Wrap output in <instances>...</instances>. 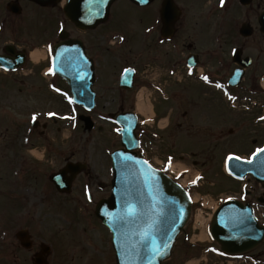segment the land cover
Returning a JSON list of instances; mask_svg holds the SVG:
<instances>
[{
  "label": "flooded vegetation",
  "instance_id": "flooded-vegetation-1",
  "mask_svg": "<svg viewBox=\"0 0 264 264\" xmlns=\"http://www.w3.org/2000/svg\"><path fill=\"white\" fill-rule=\"evenodd\" d=\"M55 12L53 2L0 0V264H70L64 248L74 227L83 217L94 220L97 203L111 195L110 145L70 142L72 84L93 89L96 108H81L92 126L140 115L136 94L151 89L156 117H168L160 146L177 153L182 145L171 143L172 130L181 133L194 106L184 88L193 94L200 84L225 85L214 79L216 65L227 79L241 67L251 88L264 71V0H116L107 22L93 29L77 30L65 18L74 30L64 41L55 34ZM62 42L63 79L50 71ZM39 50L40 63L33 57ZM145 126L138 123V135L152 139ZM71 164L83 171L75 174ZM7 198L15 200L9 219ZM263 200L264 185L254 182L243 202L264 215ZM53 216L63 221L56 219L59 229ZM97 231L102 236L101 226Z\"/></svg>",
  "mask_w": 264,
  "mask_h": 264
},
{
  "label": "water",
  "instance_id": "water-1",
  "mask_svg": "<svg viewBox=\"0 0 264 264\" xmlns=\"http://www.w3.org/2000/svg\"><path fill=\"white\" fill-rule=\"evenodd\" d=\"M113 1L75 0L86 3L87 10L100 9L102 16ZM66 12L79 25V6ZM57 70L63 72L62 61L57 62ZM76 100L79 105H94ZM123 135L126 149L114 153L113 196L99 205L97 215L114 234L118 264H163L171 256L176 239L189 220L190 199L164 174L138 158L134 152L137 144L133 128L125 129ZM229 170L239 177L253 174L264 180V151L251 163L231 159ZM247 212L235 202L225 204L218 211L212 235L226 252L249 250L263 238L264 230L258 227L252 213Z\"/></svg>",
  "mask_w": 264,
  "mask_h": 264
},
{
  "label": "rangeland",
  "instance_id": "rangeland-1",
  "mask_svg": "<svg viewBox=\"0 0 264 264\" xmlns=\"http://www.w3.org/2000/svg\"><path fill=\"white\" fill-rule=\"evenodd\" d=\"M56 16L62 17L61 13H58V10L55 12ZM60 23V22H59ZM59 23L56 24L55 28L56 31L59 30ZM69 31H73V28H68ZM201 87V88H200ZM247 87V86H246ZM249 88H241L238 91L230 92L231 94L238 96V97H244L249 95L251 96V93L249 92ZM256 91L259 93L258 95L250 97L251 100L257 101L258 103L261 102L264 103V96L262 95V91L260 87L256 89ZM183 93L186 94V97H188V100L193 103V109H191L192 114L189 115L187 122L190 126H186L183 124L182 127V133H175L174 130H172V134H174V137L171 141V143H182L183 146L187 145L188 147H183L178 153L180 155H183L182 160H174L173 162L166 164L164 166V170L168 171V169L173 166L171 164H174L176 169L180 166L184 170L187 169L188 171V180H191L195 174H198V172H202L203 174V181H208L209 183L214 184V187L209 189L211 193H219L224 192V194H231L232 190H227L229 186V182L232 180L229 176L226 175L224 172V162L227 156L230 153H235L237 155H241L242 153H250V151H254L255 149H252L253 146H259L262 142H264V138L262 140H259V134H264V127L261 123H264V119H261L264 117V106L263 107H256V108H249V111H242V112H231L230 116H234L236 119L241 118L246 124L238 125L237 123H228L225 125L226 131L229 128H233L234 132L226 135V140L223 144V142L217 141L215 138L212 139L211 132L218 133L216 124H221L224 120L222 119H231L230 116H226L228 113V110L225 108H222V97L223 95L220 91H214L213 88H207L203 86H199L197 88L196 92H193V94L190 93L189 89L184 88ZM222 108V109H221ZM216 111V112H215ZM232 111V110H231ZM215 112V113H214ZM214 113V114H213ZM78 115L79 113L74 116L71 113V119L75 120V123L77 124V130L71 135L70 142L71 143H78L79 137H82L81 143H86L90 145H102L105 142H109L111 138L103 139L108 132L111 130L112 125H109L104 120H99V122L96 124L95 128L92 131H88L84 127V123L78 124L77 120H79ZM213 116H215L218 119H214ZM252 119H255L257 123L259 124V127H255L257 125L253 124ZM218 121V122H217ZM252 121V122H251ZM99 125L104 126L102 131L98 130ZM192 125V126H191ZM72 128H75L74 123L72 122ZM78 133L77 136L74 134ZM243 134H247L244 135ZM249 134V135H248ZM82 135V136H81ZM243 137H238V136ZM79 136V137H78ZM229 136V137H228ZM115 139V137H114ZM118 139V138H117ZM105 140V141H104ZM252 141V142H251ZM251 143H255V145H252ZM221 144L216 148L215 145ZM118 145L114 146L116 148ZM215 148V149H214ZM162 149L157 145L149 144L145 150L147 153V156L151 161L159 159L163 162L165 160L162 158V153L160 152ZM248 150V151H247ZM246 151V152H245ZM191 153H193L192 158H189L191 156ZM194 160H197L196 164L193 163ZM198 163V164H197ZM96 169H98V165L95 166ZM205 192L208 191L207 185L204 186ZM225 190V191H224ZM235 193V192H234ZM14 199L7 198L6 199V206L9 208L8 204L13 203ZM3 202L0 203V207L2 208ZM11 211H9L7 218H10ZM59 218H56L53 216V223H54V229H59L57 226V222ZM62 223L63 221L59 219ZM15 223V221H13ZM89 221H86V219L83 217L82 220L79 221V223L74 227L78 230L85 229L88 227ZM96 225V224H94ZM90 228V227H88ZM92 229V228H91ZM94 230V229H92ZM86 236L90 237L89 240H93L95 247H97V250H94V246L91 244H85L81 243L79 238H74L72 241V245L69 248H64L66 255H72L74 257H78L76 260H74L71 264H116L115 259V253H114V260L112 257L109 256L110 253V244L107 242V240L104 237V243H99L100 236L96 232H90V230H86ZM76 234L72 235V237H75ZM87 237L82 236V241H85ZM98 241L99 244H97ZM181 241V240H180ZM69 251V252H68ZM210 262L208 264H220L222 261L221 259L212 256L209 258ZM176 263V262H175ZM168 264H171L169 262ZM177 264H182L181 262H177Z\"/></svg>",
  "mask_w": 264,
  "mask_h": 264
},
{
  "label": "bare ground",
  "instance_id": "bare-ground-1",
  "mask_svg": "<svg viewBox=\"0 0 264 264\" xmlns=\"http://www.w3.org/2000/svg\"><path fill=\"white\" fill-rule=\"evenodd\" d=\"M33 57H34V61L39 63V62L42 60L43 55H42L41 52H37V53H34ZM143 107H144V106H142L141 108H142L143 111H145V109H144ZM149 109H150V110H149ZM149 109H148V110L151 111L150 113H151V115H152V107H150ZM148 110H147V111H148ZM149 111H148V112H149ZM152 116H153V115H152ZM202 238H203V236H202Z\"/></svg>",
  "mask_w": 264,
  "mask_h": 264
},
{
  "label": "snow or ice",
  "instance_id": "snow-or-ice-1",
  "mask_svg": "<svg viewBox=\"0 0 264 264\" xmlns=\"http://www.w3.org/2000/svg\"><path fill=\"white\" fill-rule=\"evenodd\" d=\"M51 50V49H50ZM50 71L54 72V68L51 69ZM205 80H208V77H204ZM53 115V114H50ZM35 119V116L33 117ZM261 119H264V117H262ZM260 151H264V149H261ZM238 158V157H237Z\"/></svg>",
  "mask_w": 264,
  "mask_h": 264
}]
</instances>
